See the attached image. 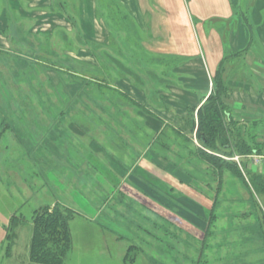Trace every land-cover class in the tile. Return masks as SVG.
Listing matches in <instances>:
<instances>
[{
    "label": "rangeland",
    "instance_id": "374dc122",
    "mask_svg": "<svg viewBox=\"0 0 264 264\" xmlns=\"http://www.w3.org/2000/svg\"><path fill=\"white\" fill-rule=\"evenodd\" d=\"M103 2L110 4L108 0ZM26 13L30 16L38 14L42 16L39 18L43 19L42 23H51V19L41 12ZM4 14L0 11V21L5 19ZM66 15H71L70 29L62 26L59 27L63 29L61 33L55 28L52 34L38 36L36 39L40 41L47 40L41 47L25 33L18 37L20 40H11L10 51L1 48L3 43L0 44V264H31L34 224L29 220L33 211L40 205L53 203L55 198L63 202L67 197L62 191L67 190L66 193L72 196L70 187L75 184L83 190L82 193L75 192L78 193L79 211L84 218L75 217L72 222L74 245L65 264H125L129 243L117 236L134 232L133 236L139 228L141 238L146 237L149 231L163 234L167 222L165 224L161 216L146 212L135 203L122 204L120 196H116L109 200L107 209V205L100 204L103 195L98 191L96 170L101 166H113L110 162L115 164L114 160L120 162L119 166H125V171L129 169L127 166L134 170L135 178L141 186L149 189L150 197L171 200L168 204L172 205H165V209H170L171 218L179 222L176 226L171 225L173 243L165 241L162 245L151 237L154 239L150 244L153 248L165 250L175 243L181 248L183 261L180 264H185V261L190 262L188 264L192 261L196 264H264V193L252 191L241 178L228 170L221 187L212 174L215 163L201 157L199 149L236 162L247 181L251 179L250 170L257 171L253 157H242L237 153L230 155L234 147L226 149L219 146V151H215L201 141L197 132L193 131L192 122L197 120V110L193 114L190 108L180 112L171 104L176 99L171 93L181 86L178 85L181 76L168 75L162 79L154 76L151 79L149 75H143V79L124 68L121 72L124 76L112 85L119 88L122 94L130 95L151 114L134 106L130 99L114 89H105L101 98L104 112L99 117L87 98L91 94L89 89L80 91L78 85L72 84L68 73H64L67 72L66 67L62 73L54 67L41 66L45 63L41 56L47 55L45 49L48 39H51L60 46L55 47L57 53H61L58 50L70 41L81 44L78 52L66 51L67 55L99 67L97 58L88 48L86 39L91 41V34L81 23L80 13L70 11ZM36 16L32 24L36 22ZM13 18L17 22L14 31L18 36L22 35L19 32L23 33V29H29L31 18L25 21L22 28L18 23L19 17L15 15ZM123 33L119 37L111 31L110 44L116 39L123 43ZM25 36L27 42H21ZM33 45L34 49L31 48ZM257 61L260 62V59ZM260 63L264 64V58ZM259 71L264 72L257 67L253 74L258 75ZM243 109L236 111L240 113L239 119L264 115L255 106ZM113 111L116 114H111ZM172 125L182 130L180 137L176 136L177 145L183 149L182 157L177 153L178 147L171 142L174 136L168 135L166 139L161 135L166 126ZM178 158L184 166H172L169 159ZM26 181H32L33 187L22 185L19 188L18 184ZM218 187L220 192L216 194ZM121 192L125 198L127 192L122 188ZM91 199H96L93 204L97 208L105 206L99 212L105 211V214L102 219L97 217L96 221L114 232L106 231L86 219L92 214H87L82 208L88 207ZM213 205L216 218L209 223L208 216ZM14 213L23 214L29 222L12 227L10 220ZM174 233L177 235L174 236ZM158 254L155 251L154 255ZM170 257L173 258L172 255ZM154 258L141 252L136 264H157Z\"/></svg>",
    "mask_w": 264,
    "mask_h": 264
},
{
    "label": "crops",
    "instance_id": "0c3cea01",
    "mask_svg": "<svg viewBox=\"0 0 264 264\" xmlns=\"http://www.w3.org/2000/svg\"><path fill=\"white\" fill-rule=\"evenodd\" d=\"M117 1L121 4L122 10L128 12L131 17L122 24L119 22L117 27L122 26L126 34H131V42L146 52L150 59H168L170 63L172 61L176 63L170 69L176 76H181L178 81V85L181 86L173 90L175 94L172 91V97L175 96L176 99L171 104H174L180 112L190 107H196L198 111L213 91V77L222 61L227 54L241 52L247 48L254 30L255 45L247 53L227 61L224 66V76L233 88L232 104L236 111H241L247 106H255L261 110L264 108V74L262 76L264 72L253 74L257 67L264 70V64L260 63L264 58V0ZM101 4L106 5L109 11L112 9L111 5L105 4L103 0H0L2 15L6 12L5 19L0 21V27H3L0 31V44L3 45L0 47L10 51L11 40H20L18 37L24 36V33L28 35L27 37L37 38L43 36V33L52 34L55 28L62 26L70 29L72 24L69 15L60 13V9L69 12L78 11L81 23L91 34V40L108 45L112 41V35L108 23L99 14ZM26 11L41 12L51 19V23H42L43 19L39 20L42 16L35 14L38 17L36 16L37 20L32 24L35 15H27ZM15 15L19 17L18 23L21 28L25 21L31 18L29 29H23V33L19 32L22 34L20 36L14 31L17 23L14 22ZM129 27H131L130 33ZM9 28L10 32H8ZM259 59L260 62L257 61ZM114 161L115 164L113 161L110 162L113 166H101L96 170L99 180L98 191L103 195L100 204L107 206L99 205L98 208L94 206L93 203L97 202L96 198L91 199L92 203L90 202L88 207L84 206L82 210L92 214L89 215V219L96 220L99 216L102 219L105 211L99 213L100 210L104 207L107 209L109 200L120 196L122 204L135 203L154 215L152 209L157 207L152 197L147 195L149 189L138 183L130 166H127L129 169L125 171V166H119L120 162ZM254 165L258 172L264 174L263 164L254 163ZM145 169L149 172L148 167L145 166ZM100 179L102 181L105 179L107 183L105 181L103 183ZM21 182L18 184L19 188H22V185L33 187L32 181H26L24 184ZM10 184L14 187L18 186L16 183ZM121 188L127 192L125 198ZM70 190L72 196L66 193L67 190L62 191L63 196L65 192L67 197L63 202L79 210L80 200L76 195L83 190L76 184L70 187ZM168 201L164 199V203ZM167 211H162L161 216L170 218L172 212L170 209ZM180 228L184 229V227ZM181 229L178 230L180 234ZM139 231L140 228L135 233L138 234Z\"/></svg>",
    "mask_w": 264,
    "mask_h": 264
},
{
    "label": "trees",
    "instance_id": "16d2710c",
    "mask_svg": "<svg viewBox=\"0 0 264 264\" xmlns=\"http://www.w3.org/2000/svg\"><path fill=\"white\" fill-rule=\"evenodd\" d=\"M108 1L110 2L112 9L109 11L106 5L101 4L100 13L103 15L101 16L107 21L111 31L119 35V37L124 31L122 39L125 40V43L116 39L114 43L112 42L113 44L103 45L85 38L86 42L88 41L89 43L88 48H90L93 55L98 60V68L91 63H87L83 60L67 55L66 51L78 52L82 48L81 44L73 41L67 43L66 47L60 48L58 51H62L61 53H57L55 47L59 48L60 46L54 43L51 39H48V46L45 49V52L48 53L47 55L43 54V56H41L42 60H45V63L43 62L44 64L41 65L42 67H54L57 70L59 69L60 72L62 71V73L64 72V67H66L67 72L64 73H68V78L72 84L78 85L80 91L89 89L88 91H90L91 94H89L87 98L92 102V105L90 104L93 107L92 110H94L98 115L103 114L104 112V109H102L103 100H101V98L105 89H114L119 94H122L120 89L114 87L112 84L116 83L124 76L121 74L124 68L129 69L130 74L137 75L143 79V75H149L151 79H153L154 76H160V78H167L168 75L176 76L172 69H170L176 64L175 62L171 60L172 62L170 63L168 59H150L146 52L131 42V34H126L125 30H120V27L122 26L117 27L119 22L122 24L123 21L126 22V20L131 17L128 12L122 10L123 8L117 0ZM59 12L64 14L69 13V11L65 9H63V11L60 9ZM69 18H71V15H69ZM130 30L131 27H129V33ZM57 32L61 33L63 32V29L58 28ZM29 38H33L34 42L37 43L39 47L43 46V44L47 41H40L36 39V37L29 36ZM21 42H27L26 37L22 38ZM118 43H121V45ZM91 44L95 45L92 46ZM254 45L255 34L253 30L247 48L241 52L227 54L225 59L222 61L220 68L213 77L214 87L212 93L198 109L197 120L192 122L194 124L193 131L195 130L197 132L198 137L208 148L215 149V151H219V146H223L224 148L226 147V149L234 147V151L231 153L229 152L230 155L237 153L242 157H253L254 155L264 156V115L259 118H244L243 116V118L239 119L238 115L240 113L236 112L232 104L233 88L227 83L224 76L225 63L234 57H240L242 54L247 53ZM34 47L35 45L31 46L32 49H34ZM129 63H131V67L129 66ZM129 78H131V76H129ZM93 95L95 97H93ZM122 95H125L128 99H130L134 106L143 108L151 114L146 107L131 99L130 95ZM113 105L118 108L116 103H113ZM190 110L193 114L197 108L190 107ZM261 111L264 114V108ZM111 114H116V111L111 112ZM181 131L182 130L180 128L172 125L166 126L161 132L162 138L168 139V135L174 136L172 138L174 142L172 140L171 142L175 144L174 146L178 147L177 153L180 157L183 156V149L177 145L176 136L180 137L179 133ZM199 155L204 157L206 160L209 158L213 161V163H215L212 174L217 177L216 180L219 181V185L221 187L224 182V174L228 170L236 177L241 178L252 191L257 194L264 193V174L258 171L254 172L250 170L251 179L250 181H247L236 162L227 161L222 156L213 154L203 150L202 148L199 149ZM169 161L174 167L182 166L183 164L179 161V158L177 160L169 159ZM194 177L198 179L197 176ZM194 177L193 179H195ZM196 179L194 183L197 182ZM219 187L217 188L216 194H219L220 192L221 187ZM171 188L173 189V187ZM147 194L149 195V193ZM217 197L215 199V205L217 203ZM152 199L155 201V205L157 207L152 209V211L155 212L154 214L156 216L163 215L162 211H167L165 209L167 208L165 205H167L168 202L164 203V199H154V197ZM215 205H213L210 209L208 216L209 223H213V219L216 218ZM25 217L23 214L14 213L10 220L12 227L16 224L27 222V217ZM75 217L84 218L79 210L61 202L58 198H55L53 203L51 201L44 205H40L33 211L29 220L34 224V233L30 247L31 264H65V260L74 245L71 225ZM162 218L164 219L165 224L167 222V227L163 229V234L161 233V235H156V233L149 231L150 233H147L146 237L142 238L140 237V234H135L133 236H131L132 234H121V236H117L120 240H126L129 243V247L124 257L125 264H136L138 255L141 252L153 255L155 257L154 259H157V264L158 262L159 264H180L181 261H183L180 255L181 252L178 246H175V243L173 246L168 245L165 250L161 248L157 250L150 245L153 244V241L151 240L153 238L151 237L157 239V241L162 245L165 241L173 243V241H171L173 236L171 225L176 226L179 222L177 219H173L171 217ZM86 219L91 222L94 221L106 231H111L104 224L100 222L98 223L96 220L89 218ZM181 219L185 220L182 217ZM206 234L208 235V233ZM176 235L177 233H174V236ZM155 251H158L160 254H158V256L154 255ZM170 255H172L173 258L170 257ZM166 259H169V261ZM188 263L185 261V264ZM191 263L196 264L194 261Z\"/></svg>",
    "mask_w": 264,
    "mask_h": 264
},
{
    "label": "built area",
    "instance_id": "2783aa9c",
    "mask_svg": "<svg viewBox=\"0 0 264 264\" xmlns=\"http://www.w3.org/2000/svg\"><path fill=\"white\" fill-rule=\"evenodd\" d=\"M237 159H239V158L237 157ZM253 159H254L253 162L255 164H257V165L263 164L264 165V156L263 155H254Z\"/></svg>",
    "mask_w": 264,
    "mask_h": 264
}]
</instances>
